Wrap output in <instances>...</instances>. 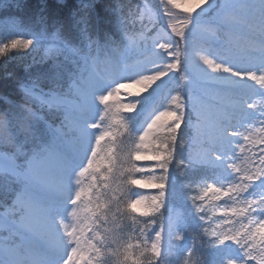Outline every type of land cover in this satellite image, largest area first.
I'll use <instances>...</instances> for the list:
<instances>
[{
	"label": "snow or ice",
	"instance_id": "6c2138e0",
	"mask_svg": "<svg viewBox=\"0 0 264 264\" xmlns=\"http://www.w3.org/2000/svg\"><path fill=\"white\" fill-rule=\"evenodd\" d=\"M160 3L136 37L93 39L81 0L0 42L53 60L0 109V264H264V0Z\"/></svg>",
	"mask_w": 264,
	"mask_h": 264
},
{
	"label": "trees",
	"instance_id": "16d2710c",
	"mask_svg": "<svg viewBox=\"0 0 264 264\" xmlns=\"http://www.w3.org/2000/svg\"><path fill=\"white\" fill-rule=\"evenodd\" d=\"M80 2L81 0H19V8L8 7L6 10L0 11V42L12 38L18 32L27 38L28 33L13 27V24H22L34 32H39L42 28L52 32L54 31L53 21L67 23L70 14L79 6ZM96 2L102 5L97 9V14L104 17V21L93 29V39L101 44L105 43L108 38L121 40L124 32L128 36H139L142 31V23L136 19L138 12L135 10L140 8L143 3L150 5L155 10L159 7L157 0H96ZM45 3L47 7L44 6ZM103 5L119 6L122 14L129 17L124 31L117 30L115 26L116 16L105 13ZM3 8L4 4L0 2V9ZM41 17L45 18V23L41 22ZM49 43V41H41L39 45L27 51L10 52L5 57L0 58V109L12 104L27 103V99L20 89V84L25 82L29 75H35L51 67L53 60L46 55L45 51ZM56 59L67 64L69 68L72 67L65 61L64 55H60ZM69 83L70 80L66 77L63 81L64 88H67ZM41 115L49 122L55 120L46 109L41 111ZM56 122L58 123V121ZM185 135L190 136V130H187ZM6 150L11 151V146L0 148V151ZM189 176L195 181L199 173H189ZM133 187L135 188V186ZM213 213L218 214L215 208H208V215L211 216ZM127 223L131 225V220ZM197 258V256L193 257L194 260ZM182 260L183 256L177 257L176 264H181Z\"/></svg>",
	"mask_w": 264,
	"mask_h": 264
},
{
	"label": "rangeland",
	"instance_id": "374dc122",
	"mask_svg": "<svg viewBox=\"0 0 264 264\" xmlns=\"http://www.w3.org/2000/svg\"><path fill=\"white\" fill-rule=\"evenodd\" d=\"M159 1V10H161V3H160V0H158ZM143 6H145V5H143ZM142 6V7H143ZM148 6V5H147ZM149 8H151L150 6H148ZM152 9V8H151ZM153 10V9H152ZM158 10V11H159ZM138 19H139V15H138ZM139 21H141L140 19H139ZM144 24H147L148 23V19H147V16H145L144 17V19H143V21H142ZM124 90H122V92H123ZM133 91H134V89H133ZM194 147H196V146H194ZM137 189H139L138 191H141V192H143V194H145V195H151V194H154V190H152V189H147V188H144V189H141L139 186L137 187Z\"/></svg>",
	"mask_w": 264,
	"mask_h": 264
},
{
	"label": "bare ground",
	"instance_id": "6f19581e",
	"mask_svg": "<svg viewBox=\"0 0 264 264\" xmlns=\"http://www.w3.org/2000/svg\"><path fill=\"white\" fill-rule=\"evenodd\" d=\"M2 2H3V0H2ZM2 2H1V4H2Z\"/></svg>",
	"mask_w": 264,
	"mask_h": 264
}]
</instances>
